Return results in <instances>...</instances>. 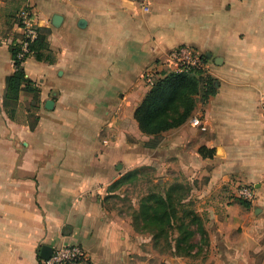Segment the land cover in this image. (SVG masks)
Segmentation results:
<instances>
[{
	"label": "crops",
	"instance_id": "obj_1",
	"mask_svg": "<svg viewBox=\"0 0 264 264\" xmlns=\"http://www.w3.org/2000/svg\"><path fill=\"white\" fill-rule=\"evenodd\" d=\"M146 2L145 12L131 0H0V264H39L43 245L70 243L86 264H264V0ZM25 7L52 60L24 58L39 100L30 108L20 91L11 117L3 92ZM180 44L206 59L203 74L188 72L194 107L147 135L134 115L144 74L167 70ZM207 78L214 92L202 100ZM145 167L163 186L187 183L209 214L200 256L159 253L113 203ZM239 186L253 198L237 197Z\"/></svg>",
	"mask_w": 264,
	"mask_h": 264
},
{
	"label": "trees",
	"instance_id": "obj_2",
	"mask_svg": "<svg viewBox=\"0 0 264 264\" xmlns=\"http://www.w3.org/2000/svg\"><path fill=\"white\" fill-rule=\"evenodd\" d=\"M18 24L21 25L19 20ZM27 48L28 52L19 57L20 45L17 42L10 45L14 70L5 78L3 108L11 117L20 91L31 97L30 108H35L39 100V89L25 76L22 68L24 58L33 55L37 60H52L46 41V31L39 27L36 37L28 40ZM188 72L203 74L201 70L162 71L155 83L150 86L134 114L143 133L157 136L167 129L180 125L189 116L194 107L193 95L198 90V81ZM206 82L207 87L202 93V100H206L214 92L213 82L209 78ZM30 126L32 127L33 123ZM136 171H131L127 176L136 174ZM188 189L187 184L175 182L169 185L164 193L150 192L141 198L138 210H134L132 215L135 230L149 233L155 244L158 239H164L169 250L177 255H190L193 244L182 243L194 233L202 238L205 230L199 216L188 207L186 202ZM189 223H196V229H191Z\"/></svg>",
	"mask_w": 264,
	"mask_h": 264
},
{
	"label": "built area",
	"instance_id": "obj_3",
	"mask_svg": "<svg viewBox=\"0 0 264 264\" xmlns=\"http://www.w3.org/2000/svg\"><path fill=\"white\" fill-rule=\"evenodd\" d=\"M138 4L142 11H148L149 5L146 0H131ZM19 21L23 28V39L18 44L20 45L19 57H23L28 52V40H33L37 35V25L32 20L33 14L29 8H23L19 15ZM167 70L172 72H183L188 70H201L203 73L206 70L205 56L195 50L193 47L180 44L172 47L166 54ZM162 71H147L144 74L145 83L150 87L155 83V80L160 76ZM260 108L264 114V97L260 100ZM198 117H193L190 122L192 124L199 123ZM253 188L250 186H239L237 189V197L243 200H251L253 198ZM87 256L81 245L70 243L67 245L55 247L51 250L47 258H42L39 264H86Z\"/></svg>",
	"mask_w": 264,
	"mask_h": 264
},
{
	"label": "rangeland",
	"instance_id": "obj_4",
	"mask_svg": "<svg viewBox=\"0 0 264 264\" xmlns=\"http://www.w3.org/2000/svg\"><path fill=\"white\" fill-rule=\"evenodd\" d=\"M136 174H132L127 183L123 184L119 189V193L113 196V203L117 204L119 211L123 212L126 215H129L132 219V215L134 214V210H138L140 199L146 196L150 192H161L164 193L168 185H161L158 182L153 180V170L152 168H140L136 171ZM182 182V181H181ZM185 183V182H182ZM187 184V183H185ZM188 189V201L187 204L190 209H193L195 213L199 216V219L202 222V225L205 230V234L202 238L197 234L194 233L193 236L186 238L182 244L185 245L186 243L190 242L193 244L192 248H190L191 254L193 258L196 255H201L205 251L208 250V232L205 229L204 221L208 220V213L199 212L197 210V199L195 197L190 196V189ZM133 224V223H132ZM191 229H196V223H189ZM140 232V231H139ZM149 234L147 232H142ZM176 235V234H174ZM172 244L174 241L172 240ZM152 246L161 254H168L170 253L169 248L166 246V242L164 239H158L157 243H153ZM195 255V256H194ZM197 257V256H196Z\"/></svg>",
	"mask_w": 264,
	"mask_h": 264
},
{
	"label": "water",
	"instance_id": "obj_5",
	"mask_svg": "<svg viewBox=\"0 0 264 264\" xmlns=\"http://www.w3.org/2000/svg\"><path fill=\"white\" fill-rule=\"evenodd\" d=\"M49 104V101L47 102L46 106ZM52 248L46 245H43L41 247L40 256L41 258H47L51 252Z\"/></svg>",
	"mask_w": 264,
	"mask_h": 264
}]
</instances>
